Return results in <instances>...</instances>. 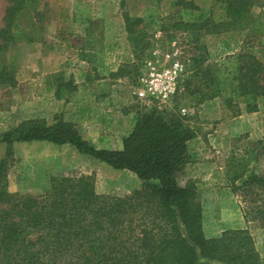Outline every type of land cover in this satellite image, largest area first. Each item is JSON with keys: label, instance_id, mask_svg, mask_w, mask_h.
<instances>
[{"label": "trees", "instance_id": "trees-1", "mask_svg": "<svg viewBox=\"0 0 264 264\" xmlns=\"http://www.w3.org/2000/svg\"><path fill=\"white\" fill-rule=\"evenodd\" d=\"M5 1L0 53L17 40L35 42L27 34L31 25L22 28L21 21L36 1ZM173 5L198 9L187 0ZM263 6L264 0H214L203 21L175 24L176 31L196 36L194 42L202 36L217 38L219 57L211 62L205 46L197 44L194 49L203 52L187 59L189 69L175 95L192 99L194 106L220 98L235 116L242 109L257 110L258 99L264 97V45L259 44L264 13L253 15L252 10ZM125 23L129 38L136 40L140 19L126 17ZM98 67L105 69L103 61ZM124 68L130 66H120L118 75ZM3 77L1 71L0 83ZM86 84H56L55 97L77 105L74 112L67 111L73 115L62 113L49 126L40 120L23 121L0 139L6 145L0 160V264H262L247 229L204 236L197 189L178 181L189 163L188 143L193 138L187 118L153 107L135 119L121 150L96 149L77 129L82 123L100 125L104 119ZM31 142L68 145L114 170L133 173L141 187L109 196L96 193L89 176H52L42 194L10 193L12 145ZM254 145L228 166L227 185L242 204L244 221L264 229V170L255 168L264 155V137Z\"/></svg>", "mask_w": 264, "mask_h": 264}, {"label": "rangeland", "instance_id": "rangeland-1", "mask_svg": "<svg viewBox=\"0 0 264 264\" xmlns=\"http://www.w3.org/2000/svg\"><path fill=\"white\" fill-rule=\"evenodd\" d=\"M35 1L21 21L22 28L31 25L27 34L35 42L17 40L0 53V72L5 79L0 83V139L23 121L40 120L49 126L62 113L71 115L77 105L66 104L65 99L58 100L55 93L53 98L48 92L49 87L56 89L60 80L87 83L98 111L103 109L102 124L88 130L89 124L77 127L81 137L96 149L118 151L111 148L118 147L120 141L122 146L135 119L153 107L185 116L193 138L188 143L189 163L178 181L197 189L204 236L216 238L226 230L247 229L264 264V229L244 221L242 204L228 187L226 174L232 161L237 162L264 137V97L258 99L255 112L242 109L235 116L220 98L194 106L192 99L177 96L189 69L187 59L203 52L194 49L197 44L205 46L211 62L219 57H215L217 38L202 36L197 43L196 36L176 31L175 24L203 21L214 0H187L197 10L174 6L175 0ZM6 6V1L0 0V29ZM260 12L264 13V6L252 10L253 15ZM126 17L140 19L136 40L126 32ZM259 42L264 45V37ZM101 56L105 57V69L98 67ZM124 65L130 68L118 75V68ZM41 75L44 82L38 86ZM148 86H156L153 95ZM173 86H177L175 96L169 93ZM160 88H165L163 97ZM142 89L145 95L139 98L137 92ZM5 149L0 141V160ZM12 151L7 174L10 193L42 194L49 189L52 176H89L95 192L109 196H123L141 187L133 173L114 170L68 145L14 143ZM255 168L264 170V155Z\"/></svg>", "mask_w": 264, "mask_h": 264}, {"label": "built area", "instance_id": "built-area-1", "mask_svg": "<svg viewBox=\"0 0 264 264\" xmlns=\"http://www.w3.org/2000/svg\"><path fill=\"white\" fill-rule=\"evenodd\" d=\"M141 82H142V83L145 82L144 79H141ZM147 89H149V91H150V93H151L152 95L154 94V92H156V86H148ZM153 90H154V91H153ZM176 91H177V86H173V87L171 88V90H170L169 93H171V96H172V95H174V94L176 93ZM159 93H160V95H162V97L165 96V95H166L165 88H160ZM137 95H138L139 98L144 97L145 94H144L143 89H142V90H139V91L137 92Z\"/></svg>", "mask_w": 264, "mask_h": 264}, {"label": "crops", "instance_id": "crops-1", "mask_svg": "<svg viewBox=\"0 0 264 264\" xmlns=\"http://www.w3.org/2000/svg\"><path fill=\"white\" fill-rule=\"evenodd\" d=\"M42 74H43V73H42ZM43 77H44V76H42V75H41L40 78L38 77V79H37V80H38V82H37V85H38V86H42V84H43L44 81H42L41 78H43ZM82 84H84V83H82ZM82 84H80V85H82ZM48 92H51V93H52V97H53V96H54V93H55V88H51V87H49V88H48ZM0 98H1V96H0ZM53 98H54V97H53ZM92 103H94V102H92ZM94 104H95L96 107H98V105H97L96 103H94ZM100 112L103 114V113H104L103 109H102ZM103 115H104V114H103ZM83 124H86L85 126H87V125L89 124L88 126H90V127H87V130L90 129L91 126H95V124H90V123H83ZM84 137L86 138V137H88V136L85 135ZM121 147H122V146H121V141H120V144L118 145V147H116V148H111V149H114V150H120Z\"/></svg>", "mask_w": 264, "mask_h": 264}]
</instances>
